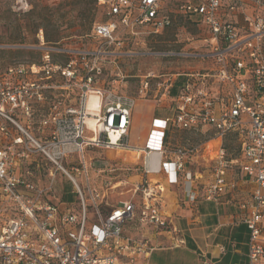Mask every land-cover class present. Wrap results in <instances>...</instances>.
<instances>
[{
    "label": "built area",
    "instance_id": "built-area-1",
    "mask_svg": "<svg viewBox=\"0 0 264 264\" xmlns=\"http://www.w3.org/2000/svg\"><path fill=\"white\" fill-rule=\"evenodd\" d=\"M98 2L106 18L93 24L91 47L49 45L39 30V62L0 67V205L5 207L0 213L10 215L0 218V264H146L157 245L149 235L172 230L161 206L164 187L149 176L164 173L176 183L180 174L191 181L186 162L199 149H169V130L203 133L206 127L212 136L204 150L214 155L203 197L219 201L234 165L250 180V196L239 207L249 230L248 264H259L264 257V0L176 1L181 14L207 31L206 51L179 54L211 65L164 86L158 101L167 103L169 112L151 121L141 179L132 187L138 201H119L106 211L99 208L105 193L89 186L86 149L130 147L136 98L96 86L95 75L104 56L117 54L109 47L120 44V29L134 33L135 27L147 26L158 33L171 19L163 12L164 0ZM153 76L141 80L139 95L148 93ZM90 92L98 97L96 114L87 109ZM227 135L237 140V159L222 144ZM214 139L218 143L210 145ZM151 153H157L156 162L149 161ZM57 172L73 183L78 206L65 208L49 198ZM74 173L86 184L87 197ZM187 196L193 200L195 194L188 190Z\"/></svg>",
    "mask_w": 264,
    "mask_h": 264
},
{
    "label": "rangeland",
    "instance_id": "rangeland-1",
    "mask_svg": "<svg viewBox=\"0 0 264 264\" xmlns=\"http://www.w3.org/2000/svg\"><path fill=\"white\" fill-rule=\"evenodd\" d=\"M98 1L0 0V50H4L0 52V67L37 59L40 51L36 34L39 30L43 35L51 31L52 23L59 30V39H64L63 44L67 47H91L93 42L88 34L93 24L106 18L104 7ZM176 1L164 0L163 3V12L171 19L170 25L158 33H152L147 26L135 27L134 33L120 29L117 35L120 44L109 47L110 51L117 54L104 56L100 61L101 72L95 75V85L125 91L136 98L129 132L130 147L116 150L99 147L86 149L85 158L90 163L89 186L101 195L105 193L103 202L99 204L100 210L106 211L109 205L123 200L138 201L137 196L132 198V187L141 179L144 154L136 153V149L146 142L145 129L151 126L153 111L154 116L166 113V110L158 107V98L164 86L175 79L181 82L187 73L211 65L207 59L179 54L206 51L204 37L207 31L201 23L181 14L175 7ZM147 75H154V78L149 80L148 93L142 96L139 95L140 82ZM211 134V131L200 133L170 129L168 148L197 146L198 153L187 162L186 169L192 175L201 173L207 176L212 170L211 157L214 152L204 150L203 143ZM215 144V141L210 142V145ZM222 144L228 156L238 158V143L233 135H227ZM74 175L87 197L86 184L81 175ZM62 190L65 198L71 199L73 206H78L73 183L57 172L53 189L55 198L50 195L49 198L54 201L61 199ZM242 194L241 191V197ZM89 211L92 212L90 207ZM127 232L134 234L135 231L130 228Z\"/></svg>",
    "mask_w": 264,
    "mask_h": 264
},
{
    "label": "crops",
    "instance_id": "crops-1",
    "mask_svg": "<svg viewBox=\"0 0 264 264\" xmlns=\"http://www.w3.org/2000/svg\"><path fill=\"white\" fill-rule=\"evenodd\" d=\"M158 107L166 110L164 115L168 114L166 105L160 103ZM154 112L152 119L164 116H154ZM148 129H145L144 137ZM130 130L131 126V133ZM205 131L212 133L209 127ZM213 141L218 143L216 139ZM211 171L207 176L195 174L191 181L178 174L176 183H170L164 173L149 176L150 180H158L164 187L161 206L169 217L172 230L149 235L157 245L149 253L146 264H248L249 230L241 221L244 211L239 204L249 198L253 185L234 165L226 175V193L219 201L206 200L202 190L211 180ZM188 190L194 192L193 200L188 198ZM63 199L62 190L61 199H57L60 206H64ZM0 207L1 211L5 209L2 205ZM8 216L0 213V218ZM261 236L264 237V229ZM259 264H264V257Z\"/></svg>",
    "mask_w": 264,
    "mask_h": 264
},
{
    "label": "trees",
    "instance_id": "trees-1",
    "mask_svg": "<svg viewBox=\"0 0 264 264\" xmlns=\"http://www.w3.org/2000/svg\"><path fill=\"white\" fill-rule=\"evenodd\" d=\"M51 27H53L51 29V31L45 32V34L43 35L44 41L49 44V45H53V46H61V47H67L66 45L63 44L64 39H59V30L57 27H55L54 23L50 24ZM0 52H4V50H0ZM40 60V55L37 59L32 60L30 62H26V63H37ZM177 81H175L176 83ZM176 87L172 88V93L175 92ZM43 184V183H42ZM64 195V193H63ZM64 202V207L65 208H71L73 207L72 205V200L71 199H63ZM56 202H60V200H57Z\"/></svg>",
    "mask_w": 264,
    "mask_h": 264
},
{
    "label": "bare ground",
    "instance_id": "bare-ground-1",
    "mask_svg": "<svg viewBox=\"0 0 264 264\" xmlns=\"http://www.w3.org/2000/svg\"><path fill=\"white\" fill-rule=\"evenodd\" d=\"M98 97L95 93L90 92L89 97L87 99V109L90 110L91 113L96 114L98 110ZM87 123L92 127L94 126V119L90 116L86 117ZM142 151V147H138L136 149V153H140ZM149 161L150 162H156L158 160L157 153H151L149 154Z\"/></svg>",
    "mask_w": 264,
    "mask_h": 264
}]
</instances>
